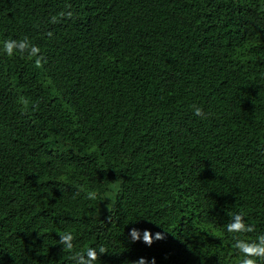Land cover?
Returning <instances> with one entry per match:
<instances>
[{
	"label": "trees",
	"instance_id": "obj_1",
	"mask_svg": "<svg viewBox=\"0 0 264 264\" xmlns=\"http://www.w3.org/2000/svg\"><path fill=\"white\" fill-rule=\"evenodd\" d=\"M260 235L264 0H0V264H241Z\"/></svg>",
	"mask_w": 264,
	"mask_h": 264
},
{
	"label": "clouds",
	"instance_id": "obj_2",
	"mask_svg": "<svg viewBox=\"0 0 264 264\" xmlns=\"http://www.w3.org/2000/svg\"><path fill=\"white\" fill-rule=\"evenodd\" d=\"M13 41H6L4 43V49L8 55H11L13 52ZM39 52L38 47L33 46L31 52L29 53L32 56H35ZM39 65V60L36 61ZM194 114L197 116H203L202 108L193 105ZM94 198V197H93ZM229 232H240V231H250V227L244 223L243 217L241 214H235L232 218V221L228 224ZM59 244L63 245V249L71 250L73 249V239L71 233L58 234ZM130 237L133 242L141 239L140 230L133 228L130 230ZM143 242L149 246L153 243V235L150 230L145 229L142 235ZM155 239H163V233L157 232L155 234ZM239 252L243 254V259L241 264H256V261L251 257L254 256H264V235H260L257 241L245 242L237 241L236 245ZM98 252L103 254L107 252V249L104 246L89 247L84 252L77 253L73 256V259L76 261V264H95V261L99 258ZM133 264H146L145 258L141 257L139 260L134 261ZM153 264H155L153 260Z\"/></svg>",
	"mask_w": 264,
	"mask_h": 264
}]
</instances>
